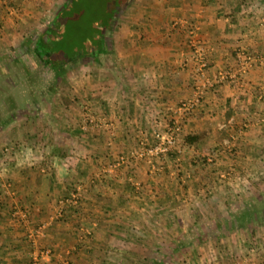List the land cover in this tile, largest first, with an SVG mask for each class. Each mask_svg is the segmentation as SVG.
I'll list each match as a JSON object with an SVG mask.
<instances>
[{
	"label": "crops",
	"instance_id": "obj_1",
	"mask_svg": "<svg viewBox=\"0 0 264 264\" xmlns=\"http://www.w3.org/2000/svg\"><path fill=\"white\" fill-rule=\"evenodd\" d=\"M61 2L0 0V151L44 148L5 171L0 156V264L109 254L159 262L173 245L168 264H264V186L247 192L254 202L226 204L214 185L220 170L264 158L256 148L264 145V0H129L88 49L78 35L56 46L57 22L47 19ZM196 90L200 103L177 114ZM85 104L95 124L84 123ZM170 117L180 124L179 152L120 160ZM229 140L233 154L224 151ZM198 155L212 163L202 168ZM201 183L211 187L194 207L185 198L199 196ZM76 187L77 204H60Z\"/></svg>",
	"mask_w": 264,
	"mask_h": 264
},
{
	"label": "rangeland",
	"instance_id": "obj_2",
	"mask_svg": "<svg viewBox=\"0 0 264 264\" xmlns=\"http://www.w3.org/2000/svg\"><path fill=\"white\" fill-rule=\"evenodd\" d=\"M65 1L70 3L71 0H65ZM62 3L63 2H61L58 5V7L60 5H62ZM126 3L114 7V9L112 10V13L110 14L112 16L109 19L108 26L111 24L112 20H114V18H112V17H116V15L118 13H120V10H122L126 6ZM83 10H84V8H83ZM83 14L86 16V18L83 17V22L85 24H87L88 23L87 16L89 14H88V12L86 10H84ZM52 17H50L47 20H49L50 22L52 20L55 21L54 17L53 18ZM43 21H44V19H43ZM59 28H60V26L57 23V29H56V25H55V29H56V32H58V33H59ZM104 28L105 27L100 26L98 28V32L102 33V29H104ZM77 30H79V28ZM54 34H55V36H52V38L55 40L56 46L57 47H59V46L61 47L62 43L57 41V36L58 35L56 33H54ZM36 37L37 36L34 35V34L30 35L28 37L30 43L35 42ZM75 39H76V37H75ZM75 42H76V40H75ZM101 43H105L103 39L101 40ZM58 50H59V48L56 51H53V53H54L53 56H52L53 58H51V59H53V61L52 60H50V61H52L51 64L54 67L51 66L49 68V72L50 73H52L53 69H56L58 67V63H56V62H60V60H59V58H60L59 54L60 53L58 52ZM9 54L12 55V53H9ZM13 54H15V53H13ZM84 55L85 54L83 52V56H82L83 59L88 57V56H86V55L84 56ZM35 58H36V56L34 57V59ZM61 59H64V58L62 57ZM68 59L71 60V58H68ZM18 85L20 86V83H18ZM87 109L91 110L90 106L88 104L82 105V111L84 112L83 113V116H84L83 118L84 119L87 116L86 113H85V111ZM229 138L231 139V137H229ZM223 146L225 148L224 151H226L225 153H227V154L228 153H232L233 154L234 151L236 150L235 146L231 144L230 140L224 142ZM256 148L258 149V155H262L263 154L262 156H264V145H262V146L257 145ZM31 154H36L37 156H39V158H41L42 156H44V148L38 146V148L36 149V153L35 152L31 153L29 146H25V145L24 146H20L19 144L15 145V143H10L9 145L4 146V148L0 151V156L2 157L1 158V163H2L1 166H3V167L6 166L7 163L11 162L12 158H14V157L17 158V161H20L21 157L27 158ZM258 155L256 156V158L258 157ZM204 157L205 156H202V155H198V157H197V159L200 160L201 163H203V165H201L202 168L205 167L206 165H208L207 164L208 162L212 163V158L210 156H209V159L211 158V160L207 159L208 162L205 161ZM254 160H255V162L253 160H247V163L244 164L243 167H239L238 169H235V171L229 170V168H226V170H220V172H218V174L215 173L217 178L214 179V181L216 183V184L214 183V185L216 187H220L222 189V191L225 192V195H223L222 197H223V201L226 204H232V203L234 204L235 202H237V204H238L239 202L240 203L241 202H245L246 200H247L246 202H254L255 200H257L256 196H254V197L250 196L249 197L247 192H251V190L254 189V188H256V189L257 188L258 189L263 188V186H264V158L263 159L260 158L259 161H258V158L254 159ZM246 166H247V168H246ZM207 167L209 168V170H216V169H212L210 166H207ZM230 167H233L232 164L230 165ZM3 170L5 171L6 167H4ZM45 171H46V168H45ZM220 174H222V175H220ZM9 183H10L9 178L8 179L6 178V180H3V182H2L3 186L6 188V190H5L6 193L8 195H11V189H10ZM207 183H209V182H207ZM204 184L201 183V186L199 187V188H201L200 190H202V191H200L201 194L199 196L196 195L195 198H193V197L191 198V196H190V198H185L186 199L185 202H190V203H192V206L195 207L196 206V201L199 198L206 199L207 196L203 197V193L206 191V190L202 189V187H206ZM209 187H211V186L208 184L206 188H208V190H210ZM244 194H246V195H244ZM262 200H263V197H262ZM16 201L18 202L17 199H16ZM197 202H198V204H200V202H201V204L203 206L206 204L205 202H202V201H199V200ZM17 211H19V210H17ZM226 212H228V215L231 214V218H233L234 211L230 210V211H226ZM21 214H23V216L25 218L26 215H24V212H22ZM257 215H258V217H260V215H262L261 211H257ZM195 218L198 219V216L195 217ZM183 229H184V232H186L188 230V228H183ZM192 229L194 230V228H192ZM155 230H157V229H155ZM178 234H180V233H178ZM145 245L147 247L146 249L148 250L149 245L148 244H145ZM161 245H162V247H161ZM217 245L221 246V248H223V249L227 248V245H224L222 243L217 244ZM159 246L161 247V249L163 248L162 250H164L165 248H169L171 246V244H168L166 242L164 244H159ZM250 246L252 247V244H250ZM207 247L212 249V247L210 245H207ZM153 248L155 249V247H153ZM248 248L250 249V247H248ZM207 252H208V250H207ZM147 254H149L148 251H147ZM107 256H109V257L102 258V259H95V260H91V258L90 259L84 258V259H82V261L80 263L81 264H123V263H121V261L115 259V256H116L115 254H109ZM155 260L158 261L157 259H154V261ZM139 261H140V264H147L149 262V260H147V259H145L144 261L143 260H139ZM159 261H161L162 264H168V262L170 263V260H169L168 256L166 255V253H165V255H162V258H160ZM131 262H132L131 259H126V261L124 263L125 264H131ZM41 263H42V261H41ZM31 264H32V262H31ZM148 264H150V262Z\"/></svg>",
	"mask_w": 264,
	"mask_h": 264
},
{
	"label": "trees",
	"instance_id": "obj_3",
	"mask_svg": "<svg viewBox=\"0 0 264 264\" xmlns=\"http://www.w3.org/2000/svg\"><path fill=\"white\" fill-rule=\"evenodd\" d=\"M128 0H71L70 3L63 2L59 6L60 12L55 21L60 26L57 41L70 44L75 42V37L80 40L84 48L88 49L96 39L98 38V28L100 26H108L109 19L112 15L114 7L126 3ZM88 12V23L83 22L84 10ZM90 21V22H89ZM79 28V30H77ZM100 40V39H99ZM190 139V137H186ZM225 217H228V212L225 213ZM175 245L165 251L166 255L170 254V251L175 250ZM168 253V254H167ZM150 264H162L159 262H150Z\"/></svg>",
	"mask_w": 264,
	"mask_h": 264
},
{
	"label": "built area",
	"instance_id": "obj_4",
	"mask_svg": "<svg viewBox=\"0 0 264 264\" xmlns=\"http://www.w3.org/2000/svg\"><path fill=\"white\" fill-rule=\"evenodd\" d=\"M205 62H202V65H204ZM202 97V91L196 90L193 94V97L187 100L182 101L176 108L177 114L179 112H187L191 111L198 103H200ZM86 117L84 119V123L91 122L92 124H95L94 118L92 116L91 110L87 109L85 111ZM181 128L179 122L173 117H170L168 122L165 123V129L159 128L153 130L152 135V141L150 144H143L140 145L139 150H135L133 152H130L129 156L121 155L120 160L121 161H127L131 158H138L142 156L147 157H154L159 156L162 154H169L172 152H179L180 149L177 147V139L178 134L180 133ZM79 188L76 187L75 190H73L70 194V196L67 199H60L59 203L63 204L67 201H69L71 204L75 205L77 204L79 200ZM39 227L35 228L32 232V235L39 233ZM41 253L43 255L49 254V250L47 248H44L41 250ZM32 264H42L39 258H35L32 261Z\"/></svg>",
	"mask_w": 264,
	"mask_h": 264
},
{
	"label": "flooded vegetation",
	"instance_id": "obj_5",
	"mask_svg": "<svg viewBox=\"0 0 264 264\" xmlns=\"http://www.w3.org/2000/svg\"><path fill=\"white\" fill-rule=\"evenodd\" d=\"M106 27V26H105ZM99 33V32H98Z\"/></svg>",
	"mask_w": 264,
	"mask_h": 264
}]
</instances>
